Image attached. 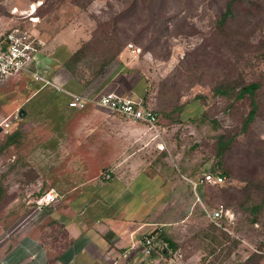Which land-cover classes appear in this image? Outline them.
<instances>
[{
    "label": "rangeland",
    "instance_id": "rangeland-1",
    "mask_svg": "<svg viewBox=\"0 0 264 264\" xmlns=\"http://www.w3.org/2000/svg\"><path fill=\"white\" fill-rule=\"evenodd\" d=\"M226 2L165 0L168 30L116 34L124 43L121 51L128 44L140 49L128 51L127 66L121 63L141 75L142 86L136 92L157 113L155 128L96 105L68 108L63 92L27 75L12 76L0 85V245L10 239L14 209L17 214L18 206L29 205L28 198L16 197L19 186L27 187L26 179L34 180L46 159L89 153L81 148L61 153V144L87 143L98 147L97 154L114 149L118 158L141 160L149 176L161 179L158 209L149 216L176 229L183 254L196 255L195 264H264V206L254 209L264 196V0L235 1L220 25ZM122 8L120 0H91L83 7L75 0H0V40L15 27L35 34L44 44L38 68L56 85L62 71H50L57 62L43 55L48 50L43 47L57 34L58 39L74 36L80 47L87 42L75 62L62 60L59 57L67 56L54 51L70 75L68 83L79 90L78 84L98 82L94 73L104 63L106 50L117 44L105 41L114 34L104 33L109 24H101ZM150 13L151 8L140 6L128 16L135 32L150 25ZM118 24L125 26L123 21ZM227 81L236 87L260 84L258 113L246 127L248 98L213 95L212 88ZM219 135L231 140L220 163ZM216 166L227 171L225 183L193 187L189 180L197 181ZM95 169L88 168L91 173ZM43 191L41 186L35 193ZM221 202L232 214L225 229L213 226L203 210Z\"/></svg>",
    "mask_w": 264,
    "mask_h": 264
},
{
    "label": "crops",
    "instance_id": "crops-1",
    "mask_svg": "<svg viewBox=\"0 0 264 264\" xmlns=\"http://www.w3.org/2000/svg\"><path fill=\"white\" fill-rule=\"evenodd\" d=\"M62 37L43 47H48L43 55L51 63L57 62L50 71H62L59 77L56 75L59 86L92 97L98 88L109 89L108 84L101 88L90 82L87 86L76 84L79 90H75L68 83L70 75L54 51L65 54V59L59 58L67 60L80 45L72 35ZM128 51L132 52L126 47L119 53L118 60L124 66L130 62ZM127 94L137 97L134 91ZM64 95L67 106L68 96ZM78 148L89 153H75L72 159L62 155L60 159H46L42 170L35 172V179L28 177L27 187L22 183L16 190V197L28 198L29 205L18 206L17 214L14 209L10 239L0 245V264H195L196 255L183 254L176 229L164 227L161 220L149 216L158 209L161 179L149 176L141 160L118 158L114 149L97 154L98 147L92 144L69 147L63 143L58 151L77 152ZM91 165L96 168L92 173L88 170ZM103 168L111 171L110 178L102 177ZM41 186L44 191L35 193ZM50 189L57 196L54 201L44 202L41 196ZM148 233H154L157 239V247L150 255L144 253L142 244ZM160 233L175 242L177 248L162 251L165 243Z\"/></svg>",
    "mask_w": 264,
    "mask_h": 264
},
{
    "label": "built area",
    "instance_id": "built-area-1",
    "mask_svg": "<svg viewBox=\"0 0 264 264\" xmlns=\"http://www.w3.org/2000/svg\"><path fill=\"white\" fill-rule=\"evenodd\" d=\"M43 42L26 29L12 28L0 40V85L7 79L15 75H27L30 79L41 86H52L57 91H61L68 96L67 106L70 108L83 109L89 104L104 107L112 113H116L123 118L138 121L146 124L148 128H155L157 125L156 113L137 97L130 94H117L115 92L103 93L99 97L82 95L80 93L66 90L54 84L45 70L38 68V56L42 51ZM133 52H139V48L132 44L126 46ZM103 178H110V171L105 170ZM193 187L197 184H223L227 181L222 174L205 172L197 181L189 180ZM56 193L50 189L44 192L41 199L44 202L54 201ZM207 219L217 227L224 228L223 219H231L230 209L222 203L214 207L204 206ZM143 251L150 255L157 247V239L154 233L145 234L142 238Z\"/></svg>",
    "mask_w": 264,
    "mask_h": 264
},
{
    "label": "trees",
    "instance_id": "trees-1",
    "mask_svg": "<svg viewBox=\"0 0 264 264\" xmlns=\"http://www.w3.org/2000/svg\"><path fill=\"white\" fill-rule=\"evenodd\" d=\"M91 0H75V2H78L81 7L88 4ZM122 1L123 8L114 13L110 17V21L107 23L101 24V26H107L108 24V30L104 31V33L114 34L112 36L105 37V41H110L112 43H117L114 50L107 49L103 60L104 63L101 64L99 69H97L94 73V79L98 80L96 82L98 87H101L108 84L110 87L109 89L102 91L100 88L99 90H95L96 95L94 97H99L103 93L108 92H115L117 94H127L129 91H134L136 93L137 98H139L143 102V96L140 95L135 91V87L138 86L140 88L142 85L141 81V75L136 71L128 70L127 68L122 66V63L117 60V56L120 53L122 47L124 46V43L120 42L116 39V34H128L127 32H133L134 34H142L150 32L151 34H159L162 31L168 30L169 28V21L168 16H163L165 12L164 7L166 5L165 0H120ZM237 0H227L225 4V10L220 15L218 22L220 25H222L228 17L232 13V5ZM81 2V3H80ZM140 6H142V9H150V18L149 23L147 27H141L140 30L138 28V31L135 32L133 28V21L128 19V16L132 15L134 11H138L140 9ZM136 16V15H135ZM139 16V15H138ZM138 16H136L138 18ZM144 19V18H143ZM142 18L139 17L138 21H141ZM121 21L125 22V26H119L118 23ZM131 25V27H130ZM111 29V31L109 30ZM133 41H135V38H131ZM155 40L159 42V37H156ZM87 42L83 44L80 48H78L76 51L72 53L69 57V61L75 62L80 60L81 56L85 53ZM148 50L150 48L146 46ZM152 51V50H151ZM260 87V84L256 81L249 82L247 84H244L242 86L236 87L232 82H221L217 85H215L212 88L213 95L217 96H223L227 98H233L236 100H241L244 98L249 99V110L245 116L244 119V127L248 126L251 122H253L256 118V115L258 113L259 105L258 101L256 99L257 91ZM155 112V111H154ZM156 113V112H155ZM157 117V113H156ZM158 121V117H157ZM231 143V140L228 141L226 136L219 135L217 139V146H216V157L219 161V163L222 161L223 154L227 150V147ZM219 167V168H218ZM213 174H222L226 177L227 171L223 169L221 166H216L213 170H210ZM205 185H218V184H209V183H203ZM222 203V202H221ZM219 204V203H218ZM224 206L225 204L222 203ZM217 205V204H216ZM215 205V206H216ZM262 206H264V196L262 197L261 201L254 206V209H260ZM227 219L222 220V224L224 225ZM212 224V223H211ZM215 226L214 224H212ZM217 227V226H215ZM155 232V231H154ZM160 237L162 238V241L165 243L162 251H164L167 247L170 248V250H175L177 248V244L170 240L165 234L160 233ZM167 254V252H165Z\"/></svg>",
    "mask_w": 264,
    "mask_h": 264
},
{
    "label": "water",
    "instance_id": "water-1",
    "mask_svg": "<svg viewBox=\"0 0 264 264\" xmlns=\"http://www.w3.org/2000/svg\"><path fill=\"white\" fill-rule=\"evenodd\" d=\"M23 113H24L23 109H20L19 112H18L19 115H22Z\"/></svg>",
    "mask_w": 264,
    "mask_h": 264
}]
</instances>
